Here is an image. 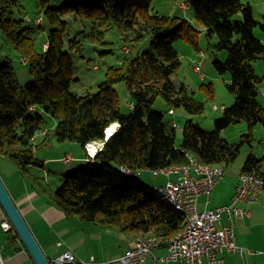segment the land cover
<instances>
[{
    "label": "trees",
    "instance_id": "16d2710c",
    "mask_svg": "<svg viewBox=\"0 0 264 264\" xmlns=\"http://www.w3.org/2000/svg\"><path fill=\"white\" fill-rule=\"evenodd\" d=\"M20 1L0 0V30L5 41L30 64L32 82L21 85L12 62L1 64L0 159L14 163L21 176L51 198L67 217L137 237H175L185 225L184 216L153 191L154 186L138 178L145 170L187 163L189 152L200 163L226 168L237 160L242 144L253 140L255 127H264L258 96L263 78L254 70V64L264 60V41L255 32L264 33V21L254 19L252 7L242 0H190L196 21L210 39L212 35L217 39L214 50L227 54L224 62H213V68L220 75L230 74L225 85L235 102L223 108L213 132L189 119L178 149L176 125L169 126L153 107L162 98L171 114L179 109L192 116L204 112L205 105L193 99L185 84L176 88L171 81L182 63L175 42L185 41L204 57L199 30L186 19L159 14L153 10L152 0H78L61 7L54 6L53 0H38L36 15L49 27L48 41L38 51L35 28L14 16ZM67 14L90 21L93 42L105 43V37L117 29L129 50L120 65L108 68L98 91L84 97L69 91L74 65L68 50L81 54L83 44L77 35L65 49L68 26L63 18ZM42 23L36 32L44 31ZM147 39L148 48L139 52ZM118 84H123L131 97V113H123L119 106ZM206 94L214 99L212 83L207 84ZM40 109L54 118L53 129L46 128ZM240 122L247 124L248 133L235 144L227 142L225 130ZM112 124H118V130L106 140L105 130ZM52 141L77 143L84 149L98 142L104 145L94 158L86 154L88 164L67 176L50 195L32 169L45 168L36 154ZM245 161L243 172L256 170L264 176V158L251 153Z\"/></svg>",
    "mask_w": 264,
    "mask_h": 264
},
{
    "label": "rangeland",
    "instance_id": "374dc122",
    "mask_svg": "<svg viewBox=\"0 0 264 264\" xmlns=\"http://www.w3.org/2000/svg\"><path fill=\"white\" fill-rule=\"evenodd\" d=\"M36 1L38 0L20 1L21 4L18 8H15L14 16L19 19H24L28 26L35 28V33L33 34V37H35V46L38 51H41L43 50V44L48 41L49 27L47 22H43L42 27L44 28V31L36 32L38 29L37 25L41 24V22H36V19L40 18L36 15ZM77 1L78 0H53V5L61 7L62 5ZM81 1L84 2L87 0ZM181 1L186 0H152V7L154 8L153 10L157 11L161 15L183 19L185 18L188 19V22L192 23L196 28H201L202 25L199 21H196L190 5L187 8V11L180 9L179 4ZM262 3H264V0H262ZM251 6L253 7V5ZM254 8L255 14L253 15L255 17L260 14L262 9L264 10V7L260 5H254ZM63 19L67 22L68 26L67 33L64 36L65 49L68 50V41L72 40L77 35L79 36V39L82 40L83 44L81 54L68 50L74 65V81L72 82L69 91L73 94L84 97L89 93H95L98 91L97 88H99L100 84H102L105 80L104 76L108 68L111 66H117L124 60L125 51L123 49H125V44L122 41V37L117 29H113L107 37H105V43H98L91 40V24L89 20L84 17L76 16L75 14H67ZM263 20L261 19V22H263ZM82 31H85V33H81ZM257 31L260 30L256 29L255 32ZM206 33L207 31L205 30H202L200 33L199 47H201L202 53L204 54L203 58H199V53H197L185 41L181 40L175 42L174 48H176L179 53L181 58L180 61L182 63L178 72L171 77L173 87L180 88L182 83L185 84L188 87L189 93L192 95L193 99H196L205 105V110H203L204 112L200 115L192 116L184 112V110L179 109L176 110L174 114H171L169 113V106L164 100H162V98L157 99L153 107L155 111L163 114L164 120L169 124V126L172 127V125H176L175 143L178 149H181L184 124L189 119H192L196 124H199L205 131L213 132L215 130L214 122L216 119L222 117L223 108L231 107L235 102L234 94H232L225 85L230 79V74L224 73L220 75L215 72L216 70L213 68V62H224L227 54L225 51L216 52L213 45H215L217 39L214 35H212L213 37L210 39V36ZM148 44L149 40L147 39L141 44L139 52L146 51ZM6 62H12V67L15 68L21 85L24 86L29 82H32L29 67L30 64L22 63L20 54H17L9 43L5 41V35L0 30V66ZM262 63L264 64V61ZM195 65H199V73L194 71ZM95 67H97V70L94 69ZM262 69H264V67H262ZM209 83H212L215 91V97H213V100L207 98L208 96L206 94V86ZM115 89L120 95L119 106L122 112L126 114L131 113V97L128 91L124 88L123 84H118ZM215 107H218L217 110H215ZM39 113L42 115L41 118L45 121L46 128H49L50 130L53 129L55 125L54 118L47 113L45 114V112L41 109L39 110ZM115 128V131H117L118 128ZM247 130V124L240 122L228 127L224 132V138L227 142L235 144L239 142L242 135L248 133ZM50 143L51 145L49 147L40 149L36 154V157L39 160L44 162L46 161L44 163L45 168L32 169V173L40 177V183L48 190V192L51 193L50 195H52L63 184V181L67 176H70L82 167H85L88 164L87 159L89 158L86 155V149L82 148L77 143H56L55 141ZM263 145L264 127L258 125L255 127L253 132V140L242 144L241 148H239V157L228 167H244L243 164H245V160H247L251 153L255 154L258 159L264 158L261 154ZM258 148H260L259 152L257 151ZM67 154H71L75 157V159L73 158L70 163L65 164L63 162V158ZM19 174L18 168L14 163L0 159V177L4 182L3 184H5L6 181L8 184L10 181L12 183L16 182L17 175ZM138 179L141 183L153 187L154 185H165L164 182L167 178L165 179V176L156 177L153 175L152 171L145 170ZM74 219L76 220V218Z\"/></svg>",
    "mask_w": 264,
    "mask_h": 264
},
{
    "label": "crops",
    "instance_id": "0c3cea01",
    "mask_svg": "<svg viewBox=\"0 0 264 264\" xmlns=\"http://www.w3.org/2000/svg\"><path fill=\"white\" fill-rule=\"evenodd\" d=\"M242 1L249 3L250 6L253 5V14H255L254 5L264 7L262 0ZM256 17L255 19L258 21L263 20L264 10L262 9ZM256 34L260 40L264 41V33L257 31ZM198 57L200 58L201 55L199 54ZM263 61H257L254 64V70L263 78L259 84L260 94L258 96L260 104L264 107ZM95 144L98 145V143ZM262 148L261 154L264 156V145ZM257 151L259 152L260 148ZM73 158L75 159L74 156ZM243 168L241 166L226 167L225 176L213 188L210 199L208 200L206 195L199 197L197 209L199 212H205L206 210H218L224 205L231 204L244 209L246 213L241 217H236L233 226L236 242L240 247L246 249L245 254L240 256L237 253L224 252L222 255L223 264H264V192L255 201L237 203L232 201ZM262 171H264V164ZM166 178L169 180L170 177L165 176ZM5 184L10 196L23 214L25 222L31 228L39 247L42 248L49 260L57 258L66 251H71L75 254L76 259L81 261L94 258L98 262H105L124 255L127 250L135 246L136 239L142 237L119 231L116 228H107L91 222L75 220L74 217H67L53 205L51 198L42 195L21 174L17 175L16 182L10 181L8 184L6 181ZM9 222L6 213L0 206V249L4 258L3 262L5 264H35L13 228L9 231L4 230L2 224ZM9 224L11 225V223ZM226 225H228V218L224 214L220 226ZM166 254H168V249L161 246L155 250L153 255L156 260L148 257L146 264H184L168 261ZM204 263L207 264V259H204Z\"/></svg>",
    "mask_w": 264,
    "mask_h": 264
},
{
    "label": "built area",
    "instance_id": "2783aa9c",
    "mask_svg": "<svg viewBox=\"0 0 264 264\" xmlns=\"http://www.w3.org/2000/svg\"><path fill=\"white\" fill-rule=\"evenodd\" d=\"M41 21V18L36 20L37 23ZM194 71L199 73L200 69L194 68ZM131 108L134 106L131 105ZM217 108L215 107V110ZM103 145L104 143L98 142L96 146L98 152ZM89 147L90 145L86 148V154L90 158H94ZM72 160L73 156L70 154L63 158L65 163H70ZM187 161L182 165H172L165 169L152 171L156 177H170L165 185L154 186L152 190L160 193L166 203L185 218L184 227L175 237L170 239L139 237L134 242L135 246L127 250L124 255L105 262H98L94 258L81 261L76 259L73 252L66 251L52 259L50 264H146L147 256L156 260L153 255L155 250L161 246L168 249V254H166L168 261L184 264H205L204 259H207V264H223L222 255L224 252H233L243 256L246 249L237 244L233 225L234 219L243 216L246 211L233 204L205 212H199L197 209L199 197L206 195L208 200L210 199L213 188L225 176V168L206 165L200 163L196 158H189V156H187ZM135 174L139 176L140 172ZM263 192L264 176L257 173L256 170L246 171L240 175L232 201L234 203L255 201ZM224 214L227 215L228 225L220 226ZM2 226L5 231L12 228L9 223H3ZM3 260L0 249V264H5Z\"/></svg>",
    "mask_w": 264,
    "mask_h": 264
},
{
    "label": "water",
    "instance_id": "95a60500",
    "mask_svg": "<svg viewBox=\"0 0 264 264\" xmlns=\"http://www.w3.org/2000/svg\"><path fill=\"white\" fill-rule=\"evenodd\" d=\"M105 137L106 140L111 138L107 137L106 131ZM3 183L4 182L0 177V206L6 213L13 230L17 233L16 235L19 236L20 240L25 246L24 248H26L27 252L32 258L31 260L34 261L35 264H50L49 258L45 255L42 248L39 247L40 245L33 235L31 228L27 222H25L26 220L23 214L18 209L17 204L10 196L11 194Z\"/></svg>",
    "mask_w": 264,
    "mask_h": 264
},
{
    "label": "bare ground",
    "instance_id": "6f19581e",
    "mask_svg": "<svg viewBox=\"0 0 264 264\" xmlns=\"http://www.w3.org/2000/svg\"><path fill=\"white\" fill-rule=\"evenodd\" d=\"M249 4V3H248ZM189 5H190V0H186V1H181L180 2V4H179V6H180V9H184V10H188L187 8L189 7ZM264 5V4H263ZM249 6H250V4H249ZM252 7V6H251ZM253 9V8H252ZM41 18V17H40ZM38 19V18H37ZM36 19V20H37ZM42 19V18H41ZM185 19V18H184ZM254 19H255V17H254ZM186 21H188V19H186ZM41 23H42V21H41ZM190 24H192V23H190ZM193 25V24H192ZM194 26V25H193ZM195 27V26H194ZM196 28V27H195ZM197 30H199L200 32L202 31V30H205L206 31V29L204 28V26L202 25V27L201 28H196ZM47 47H48V45H45L44 46V50L45 49H47ZM124 51H125V54H129V50L127 49V48H125V49H123ZM201 55V54H200ZM21 61H22V63H24V64H27V62L25 61V60H23L22 59V57H21ZM121 64V63H120ZM120 64H118V65H120ZM194 68H198V70L200 69V67H199V65H195V67ZM94 69H96L97 70V67H95ZM32 109H33V107H32ZM117 125L118 124H112L111 125V127L109 126V127H107V129L105 130L106 131V133H107V137H112L113 135H114V133H115V127H117ZM118 127H119V125H118ZM45 135H46V132H45ZM89 149H90V151H91V155H94L95 156V154H97V152H98V149H97V147L95 146V145H90V147H89ZM71 155V154H70ZM186 155L187 156H189V158L191 157V158H195V156L192 154V153H186ZM44 162V161H43ZM45 163V162H44ZM65 163V162H64ZM66 164V163H65ZM5 186H6V184H5ZM6 188H7V186H6ZM148 257H150V256H147L146 258L148 259ZM50 262H51V260H50Z\"/></svg>",
    "mask_w": 264,
    "mask_h": 264
},
{
    "label": "clouds",
    "instance_id": "9594fccd",
    "mask_svg": "<svg viewBox=\"0 0 264 264\" xmlns=\"http://www.w3.org/2000/svg\"><path fill=\"white\" fill-rule=\"evenodd\" d=\"M100 151V150H99ZM97 153H99V152H97ZM95 155H97V154H95Z\"/></svg>",
    "mask_w": 264,
    "mask_h": 264
}]
</instances>
